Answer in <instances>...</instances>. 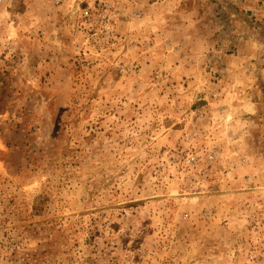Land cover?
<instances>
[{"label": "rangeland", "instance_id": "374dc122", "mask_svg": "<svg viewBox=\"0 0 264 264\" xmlns=\"http://www.w3.org/2000/svg\"><path fill=\"white\" fill-rule=\"evenodd\" d=\"M0 264H264V0H0Z\"/></svg>", "mask_w": 264, "mask_h": 264}, {"label": "built area", "instance_id": "2783aa9c", "mask_svg": "<svg viewBox=\"0 0 264 264\" xmlns=\"http://www.w3.org/2000/svg\"><path fill=\"white\" fill-rule=\"evenodd\" d=\"M211 157V156H210ZM193 157H191V159H192Z\"/></svg>", "mask_w": 264, "mask_h": 264}]
</instances>
